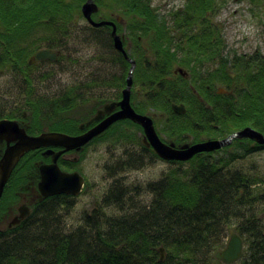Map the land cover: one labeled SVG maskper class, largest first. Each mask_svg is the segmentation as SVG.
<instances>
[{"label": "trees", "instance_id": "16d2710c", "mask_svg": "<svg viewBox=\"0 0 264 264\" xmlns=\"http://www.w3.org/2000/svg\"><path fill=\"white\" fill-rule=\"evenodd\" d=\"M85 1L0 0V74L9 67L23 75L28 108L17 110L19 116L11 111L0 115V119L28 123L31 133L32 128H41L44 119L50 124L49 131L81 132L75 125L84 118L67 120L66 115L90 104L91 98L75 88L51 100L33 98L34 83L28 69L34 67L29 61L43 41L47 47L59 36H66L71 25L83 17L81 6ZM95 1L100 9L93 17L114 21L117 32L126 37L125 44H132L128 55L136 61V68L131 102L137 112L154 116L160 135L180 143L190 141L184 139L187 134L195 135L197 140L199 134L208 139L226 138L246 127L264 133V60L227 56L222 34L213 21L225 0H187L183 9L170 14L171 21L160 14L153 0ZM91 31L99 41L108 42L107 34L114 49L111 27L91 26ZM116 53L117 61L125 67L119 84L123 89L131 63L122 53ZM204 61L211 70L201 75L198 63ZM176 63L189 68L188 77L173 73ZM141 92H145L143 97ZM107 102L110 100L94 103L89 109L91 114ZM196 103L201 106L195 107ZM173 104H183L186 112L175 113ZM120 123L125 125L121 128L123 137L131 126L142 132L138 124L122 120L94 142L111 132L118 135ZM237 143L235 146H242L247 154L264 147L253 140L235 139L233 145ZM231 148L195 156L189 161L191 168L169 169L160 180L148 185L153 194L150 204L120 219L86 218L87 230L79 227L66 232L60 226L58 206L63 201L59 198L66 195L38 202L32 214L14 230L16 234L0 239V264H213L215 253L226 247V225H231L233 219H237L236 230L247 245L236 264H264V230H260L263 220L249 209L254 202L264 201V193L252 187L257 181L253 176L225 171L236 155L227 158L221 153ZM37 154L28 153L20 161L5 188L2 205L10 195V200L17 199L14 192L20 182L18 174L22 169L33 171L34 157L43 158ZM67 159L63 155L59 164L76 168V163ZM135 160L133 154H128L108 170L109 176L141 169L143 163ZM125 198L126 190L114 186L104 202L124 210ZM160 248L165 250L164 260Z\"/></svg>", "mask_w": 264, "mask_h": 264}, {"label": "rangeland", "instance_id": "374dc122", "mask_svg": "<svg viewBox=\"0 0 264 264\" xmlns=\"http://www.w3.org/2000/svg\"><path fill=\"white\" fill-rule=\"evenodd\" d=\"M184 2L185 0H153V5L159 8L163 17L171 21L170 12L183 5ZM213 18L225 42L227 56L238 57L241 55L242 57L246 56L244 58L247 59L254 53L264 54V0L261 3L253 0H225L224 5ZM105 38L108 42L97 40L91 31V25L82 17L71 25L66 36H59L58 40L48 44L47 47L43 41L41 49L57 52L58 58L56 61L35 60L33 64H30L34 65L28 69L34 83L32 97L51 100L53 97L64 94L68 89L75 88L84 97L91 98L92 101L67 114L66 119L84 118V122L95 115L96 112L91 114V110H89L94 103L99 100H119L121 97L117 99V96L122 90L119 84L125 74V67L117 61V50L111 48V41L107 34ZM179 68L186 72L189 70V68L176 63L173 67L175 75L179 73H175ZM139 94L143 97L145 92ZM137 97L141 100L145 99ZM26 99V83L23 75L9 67L5 68L0 74V115L11 111L16 112L19 109L27 110ZM150 115L152 114L150 113ZM16 116H19L18 112H16ZM79 124L77 123L75 127L79 128ZM48 126L50 124L44 119L41 128H32V133L38 135L41 131L47 130ZM124 126L122 123L118 125V135L113 136V132H111L107 137L90 143L84 153L79 154V161L76 162V166L74 165L76 168L72 165V168L67 169L60 163L62 168L78 170L86 178V185L78 196L59 198L62 199L60 201H63L58 206L60 226L66 232H72L79 227L87 230L84 220L89 217L120 219L139 211V207L150 204L153 199V194L148 190L150 183L160 180L171 168L182 166L187 169L192 167V164L189 163L190 160L172 163L163 160L146 148L142 143L141 130L136 126L129 127V130L126 129L129 133L123 137ZM42 128L44 130H41ZM28 129L30 130V126ZM27 133L33 135L28 130ZM161 136L163 139L168 138L166 135ZM201 136L199 134V139ZM186 137L184 139H190L191 134H187ZM205 137L207 135H203V138ZM187 142L190 143V141H183L177 144ZM235 145L238 143L234 145L232 143L231 149L221 153L225 154L227 158L234 153L236 155L225 171L233 173L241 171L248 176H253L257 181L252 187H256V191L264 193V147L247 154L244 153L242 146ZM260 146H264V144ZM128 154H133L138 164L142 162V168L127 170L114 178L110 177L108 170H113L118 162ZM75 156L77 155L73 153L66 159L72 161L71 159ZM114 186L126 190L124 210H118L115 206L104 202L105 195ZM33 200L34 195L30 193L27 196V202L30 203ZM53 202H57V200ZM249 209L257 214V217L261 216L264 213V201L254 202ZM12 215L13 213L6 217L4 226H7ZM263 221L260 223L261 231L264 230ZM241 225L245 227L244 223ZM237 226V219H233L231 225H226L225 246L231 233L239 232L236 230ZM244 246L245 252L246 243Z\"/></svg>", "mask_w": 264, "mask_h": 264}, {"label": "water", "instance_id": "95a60500", "mask_svg": "<svg viewBox=\"0 0 264 264\" xmlns=\"http://www.w3.org/2000/svg\"><path fill=\"white\" fill-rule=\"evenodd\" d=\"M82 15L92 27L111 26V36L114 48L121 52L131 63V68L126 78V87L122 90V97L118 101L105 103L99 108L95 115L85 122L79 124V128L84 130L77 135H70L59 131L44 130L38 135L27 133L28 124L15 119H0V200L8 183L11 174L21 159L29 152L45 149L43 156L51 157V162L46 163L41 160L36 163L39 172L38 199L42 201L50 196L66 194L78 196L85 184L84 176L78 172H68L58 164L60 157L67 152L73 151L75 154L81 153L85 146L93 139L101 136L112 125L121 120H131L140 125L143 129L142 143L147 148H152L155 153L166 161H189L195 155L203 152H212L230 145L234 139H251L258 144H264V133L246 127L234 132L224 139H209L204 142L192 144L184 143L177 145L175 142H165L159 136L154 119L149 114H142L135 110L131 103L133 86V72L136 61L129 57L128 48L124 46V35L117 32V25L114 21H96L93 15L99 12V6L95 0H86L82 7ZM58 54L54 51L43 49L31 57L30 64L35 60H57ZM184 77L188 74L182 68L175 71ZM172 109L177 114L186 112L183 104H173ZM58 148V150H55ZM78 159L75 158L76 161ZM35 197L33 201H36ZM30 208L22 204L18 209V214L14 216L9 224L13 228L20 224L31 214ZM264 219V213L260 216ZM244 240L237 232L230 235L227 246L216 252L214 264H234L241 260L244 254ZM161 260L165 259V250L160 248Z\"/></svg>", "mask_w": 264, "mask_h": 264}, {"label": "flooded vegetation", "instance_id": "af4514ba", "mask_svg": "<svg viewBox=\"0 0 264 264\" xmlns=\"http://www.w3.org/2000/svg\"><path fill=\"white\" fill-rule=\"evenodd\" d=\"M105 27H110V26H107V25H105ZM124 37H125V35H124ZM125 41H126V37H125ZM196 41H200V42H202V41H204L203 39H196ZM224 41V40H223ZM224 44H225V42H224ZM127 46L129 47V49H131L132 48V44L129 42V43H127ZM224 51L226 52V49H224ZM251 56H256L257 58L258 57H262V60H264V54H262V55H258L257 53H254L253 55H250V56H248V57H251ZM244 57H246V56H244ZM247 57V58H248ZM206 61H204V62H200V63H198V64H201V69H202V71H200V74L201 75H206V74H208V71L209 70H211V68H210V64H207V63H205ZM256 67V66H255ZM257 68V67H256ZM194 106L195 107H200L201 106V104H198V103H196V104H194ZM15 120H17V119H15ZM203 128H205V126H203ZM200 133L202 132V131H199ZM208 138H203V135L201 136V138L200 139H196V136L195 135H193V136H191L190 137V141H194V140H196L194 143H198V142H203V141H205V140H207ZM166 142L168 141V142H170V141H172V140H170V139H164ZM243 141V140H242ZM224 149V148H223ZM45 149H40V150H38V151H35V152H38V154H39V158L40 157H43V151H44ZM55 150H58V148H56ZM0 153H1V150H0ZM207 153V152H206ZM206 153H201L200 154V156L201 155H205ZM37 154V155H38ZM72 155V153H66V154H64V156L65 157H67L68 158V156H71ZM62 157V156H61ZM34 158H36V159H34V171L33 172H29L30 170L29 169H22L21 171H20V174H18V177L20 178V182H19V184L17 185V188H16V190H15V192H14V194L16 195V194H18L19 195V197L21 196V200L20 201H16V202H11V198H12V195H10V197L7 199V201H6V205L4 206V205H2L1 206V211H0V213L2 212V211H4V209H5V211L0 215V239L2 240L3 238H7L8 237V235L10 236H12V235H14V234H16L18 231H14L17 227H19V225H21V223L24 221V220H22V222L20 223V224H18L17 226H15V227H13V228H9V224H10V222H11V220L14 218V216H16L17 214H18V209H19V207H20V205H22V204H25V205H27L29 208H30V210L31 211H33V208H34V206H35V204H37L38 202H39V199H38V182H39V172H38V170L36 169V163L38 162V161H41V160H44V158H41V159H37V156L36 157H34ZM45 162L46 163H50L51 162V157H48V158H45ZM67 170V169H66ZM74 170H68V172H73ZM11 185V184H10ZM20 189H22V190H26V191H24V192H22V190H20ZM30 193H32L33 195H34V198L35 197H37L35 200L36 201H31L30 203H28L27 202V196L30 194ZM12 201H14V200H12ZM15 209V210H14ZM13 213V215L11 216V218H10V220H9V222H8V224H7V226H4V222H5V220H6V217H9L11 214ZM13 231V233H11Z\"/></svg>", "mask_w": 264, "mask_h": 264}]
</instances>
